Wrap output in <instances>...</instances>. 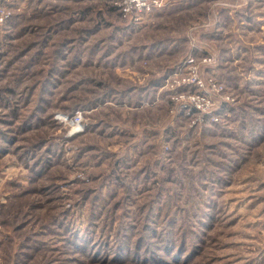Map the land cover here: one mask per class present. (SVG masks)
Segmentation results:
<instances>
[{
    "label": "rangeland",
    "instance_id": "obj_1",
    "mask_svg": "<svg viewBox=\"0 0 264 264\" xmlns=\"http://www.w3.org/2000/svg\"><path fill=\"white\" fill-rule=\"evenodd\" d=\"M121 2L0 0V264H264V0Z\"/></svg>",
    "mask_w": 264,
    "mask_h": 264
},
{
    "label": "built area",
    "instance_id": "obj_2",
    "mask_svg": "<svg viewBox=\"0 0 264 264\" xmlns=\"http://www.w3.org/2000/svg\"><path fill=\"white\" fill-rule=\"evenodd\" d=\"M157 4V0H122L120 3V11L123 16H128L131 12H142L149 10ZM1 17V15H0ZM136 19V16L134 17ZM79 122V120L77 121Z\"/></svg>",
    "mask_w": 264,
    "mask_h": 264
}]
</instances>
